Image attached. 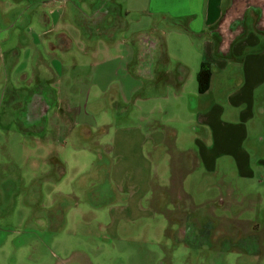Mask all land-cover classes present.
Listing matches in <instances>:
<instances>
[{
  "label": "rangeland",
  "instance_id": "rangeland-1",
  "mask_svg": "<svg viewBox=\"0 0 264 264\" xmlns=\"http://www.w3.org/2000/svg\"><path fill=\"white\" fill-rule=\"evenodd\" d=\"M22 2L0 0V264H264V171L240 176L226 156L217 171L189 162L187 149L208 144L195 105L215 101L196 92L203 54L185 31L189 17L123 15L136 32L129 39L148 22L160 29L162 42L133 63L124 31L105 38L115 34L111 17L104 37L81 38L73 21L97 30L91 7L79 5L85 16L58 5L25 13ZM178 62L190 75L170 86L164 70ZM124 76L135 91H120ZM38 93L46 98L34 109ZM262 122L248 125L250 162L263 151ZM171 138L178 146L169 152Z\"/></svg>",
  "mask_w": 264,
  "mask_h": 264
},
{
  "label": "crops",
  "instance_id": "crops-1",
  "mask_svg": "<svg viewBox=\"0 0 264 264\" xmlns=\"http://www.w3.org/2000/svg\"><path fill=\"white\" fill-rule=\"evenodd\" d=\"M117 1L72 0L71 2L70 0L68 2V0H24L20 8L25 11L27 10L25 13H28L31 11V5L36 4L38 6L41 5V9H49L53 12L54 6L58 5L62 9L63 15L77 11V13L81 12V16H85L86 12L82 11L81 7H91V14L100 15V21L99 19L95 21L90 19L97 30L89 29L91 28L89 27V20L84 21L81 19L76 22L73 21L74 26L78 28L81 34V38L83 35L86 38L97 36V38L101 39L104 37L102 36L104 35L102 32L106 31V29L104 25L100 26L103 23L102 19L105 18L103 24L107 25L106 19L107 17H111L109 23V28L111 29L109 31H114L115 34L111 36L110 32L109 36L105 38H110L109 42H111L115 36L124 31L122 42L125 45L127 43L133 45V63L142 61L144 54L150 53L157 46L156 43L162 42L155 34L160 29H157V25L151 29L153 25L148 22L146 26L148 30H145L147 32H145L143 37L137 40L136 38L129 39L136 35V32H130L126 28V24L123 25L119 21L123 19V15L128 16L132 14L142 16L144 19H151L150 17L154 15L161 17L163 22H172L181 17H189L188 26L185 31L193 38L198 39L195 50L197 53L203 54L202 60H199L200 65L202 63L208 64L211 69L209 87L205 92L199 93L197 91L198 84L197 77H195L196 92L203 99L207 98V96L215 98L212 104L207 101H203L200 104L198 101L195 105V108L198 107L200 110L196 125L200 123L208 131V136L205 140L208 144L207 146L199 147L197 151L187 149L189 162H191L193 170L217 171V160L226 156L230 164L233 167L235 166L237 171H239L238 175L240 176L250 177L252 176V171H258L259 168L264 171V138H261V141H259V137L258 141H256L259 144H263L261 157L257 158L256 161L254 159L252 160L253 162H250L251 157L255 153L257 154V148L252 152L243 148V143L250 138L248 125H253L254 123L261 124V121H264V6L256 4V2L260 3L261 1L264 3V0ZM77 13L73 15H77ZM246 15H250V19L253 21L249 25V29L246 26ZM18 16L20 15L18 14ZM43 23L44 25L49 24V20L46 18L43 20ZM170 28H176V26L167 25L166 29ZM23 30H30V24H26V28ZM98 32L101 33L97 34ZM63 38L67 41V43H64V46L67 47L70 40L64 35ZM136 42H141L142 44L138 45ZM194 44L195 42L191 41L190 47ZM36 46L40 45L29 44L25 47L33 49ZM50 47L51 49L56 48L53 45H50ZM146 47H149L150 50H146ZM170 59L164 41V65L169 63ZM186 65L178 62L177 64H173V70L166 68L164 70V81L170 86H179L186 80L189 74V69ZM133 71L134 74L141 75V70L137 66ZM148 73V70L145 71L144 76L147 77ZM234 77H237L238 80L234 86H230L231 79ZM124 78L127 85L125 88H122L120 85V91L122 92V90L126 89L135 91L134 89L137 86L135 84L131 86L128 79L125 76ZM196 125L194 126L193 124L192 127L195 128ZM261 131L264 132V122H262ZM171 135L172 131L167 135V138ZM176 136H178V133H175L174 138ZM195 141L198 144L205 142L200 138ZM167 144L171 149L168 150L169 152L177 150L176 146L178 145L175 139H167L164 145ZM244 200L246 202L247 199Z\"/></svg>",
  "mask_w": 264,
  "mask_h": 264
},
{
  "label": "trees",
  "instance_id": "trees-1",
  "mask_svg": "<svg viewBox=\"0 0 264 264\" xmlns=\"http://www.w3.org/2000/svg\"><path fill=\"white\" fill-rule=\"evenodd\" d=\"M211 69L208 64L202 63L197 74V84L199 93L205 92L210 83ZM27 129V127H24Z\"/></svg>",
  "mask_w": 264,
  "mask_h": 264
},
{
  "label": "flooded vegetation",
  "instance_id": "flooded-vegetation-1",
  "mask_svg": "<svg viewBox=\"0 0 264 264\" xmlns=\"http://www.w3.org/2000/svg\"><path fill=\"white\" fill-rule=\"evenodd\" d=\"M38 96H40L39 97V99H36V101L33 103V107H34V109H36V108H39L40 109V104L42 103H44V99H43V97H45L46 98V95H42L41 96V94L40 93H38L37 94ZM48 98V97H47ZM36 103H39V105H36ZM47 109H46V107H45V110H44V112L43 113H45V111H46ZM27 124H26V120H24V122H23V126L24 127H27L26 126ZM29 126H31L32 128H34V126L36 125V123L35 122H31V123H29L28 124ZM31 127H27V128H31ZM196 229V228H195ZM195 231V230H194Z\"/></svg>",
  "mask_w": 264,
  "mask_h": 264
},
{
  "label": "water",
  "instance_id": "water-1",
  "mask_svg": "<svg viewBox=\"0 0 264 264\" xmlns=\"http://www.w3.org/2000/svg\"><path fill=\"white\" fill-rule=\"evenodd\" d=\"M46 112V111H45Z\"/></svg>",
  "mask_w": 264,
  "mask_h": 264
}]
</instances>
